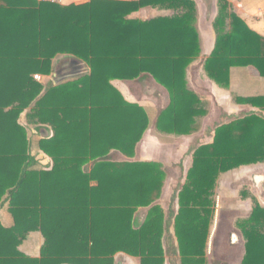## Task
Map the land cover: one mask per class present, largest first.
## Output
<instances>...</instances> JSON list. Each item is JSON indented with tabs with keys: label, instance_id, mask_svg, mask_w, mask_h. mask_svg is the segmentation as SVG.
Returning <instances> with one entry per match:
<instances>
[{
	"label": "trees",
	"instance_id": "obj_1",
	"mask_svg": "<svg viewBox=\"0 0 264 264\" xmlns=\"http://www.w3.org/2000/svg\"><path fill=\"white\" fill-rule=\"evenodd\" d=\"M0 6V203L9 195L14 227L0 224V261L7 264H115L124 253L141 264H166L165 233L175 240L181 264H208L207 247L220 176L264 163V118L251 114L215 129L213 141L196 147L192 166L165 214L161 198L167 173L159 162L134 161L150 126L146 110L130 103L113 80L143 77L166 89L168 105L156 129L171 136L200 130L207 104L187 80L202 53L193 0H92L62 7L2 0ZM152 7L171 11L149 21L128 16ZM215 48L200 63L209 79L228 89L232 68L253 67L264 77V37L239 17L228 0H218ZM58 55L88 63L91 73L75 81L45 86L34 74L50 75ZM8 69H1L7 68ZM264 110V97L238 99ZM33 106V107H32ZM49 126L40 150L53 160L49 171L34 170L31 142L19 123ZM10 108V109H9ZM126 161H113V156ZM149 208L136 227L139 209ZM170 221V222H171ZM245 238L242 264H264V207L255 203L239 224ZM41 232V258L18 249Z\"/></svg>",
	"mask_w": 264,
	"mask_h": 264
},
{
	"label": "crops",
	"instance_id": "obj_2",
	"mask_svg": "<svg viewBox=\"0 0 264 264\" xmlns=\"http://www.w3.org/2000/svg\"><path fill=\"white\" fill-rule=\"evenodd\" d=\"M91 1L92 0H22V2H25L27 5L29 4L30 6H34L35 5L34 2H42V3L47 2V3L57 4V5H60L62 7H67L70 5H83V4H87ZM108 1L133 2V1H138V0H108ZM193 1L196 2L197 12H198L199 17L201 16L203 19H205V24H206L207 28H208V22H209L208 20L212 19L211 25H210L211 30L208 29V34L209 35L211 34V36H210L211 41H210V46H207V47L205 45H202L204 34H202L200 32V29H198L199 27L196 23V27L199 31L200 38H201L202 53H201L200 57L198 58V59H200V63H201L202 60L208 58L211 55V53L213 52V50L215 48L216 32L214 29V20L218 14V0H193ZM228 1H229L230 5L232 6L233 11L239 17H241L252 30H254L255 32H257L258 34H260L261 36L264 37V0H228ZM1 5L2 6L5 5V3L2 0H0V6ZM211 5H212V8H214V12H213V14H211L212 17L209 14V8H208ZM204 6L206 7V9L208 8V11H206L205 14L202 13V8ZM159 11H161V10L154 9L152 7H147V8L141 9L138 12L132 13L131 15L128 16V19L149 21V20H152V19L157 18L159 16H171V15H157V16L151 15L152 12L158 13ZM164 12H171V11H164ZM144 16H146L147 18H142ZM197 19H198V16L196 18V21H197ZM195 62L190 67L194 68ZM8 68L9 67L1 68V69H8ZM194 72L196 73L195 74L196 78L198 75L207 77L206 78L207 83H209V88H208L209 90L207 93V98H204L201 95V90H200L201 88H199V86L198 87H190L189 86L194 92L199 94L200 97L202 98V100L207 104L208 114L203 118V120L206 117L209 118L210 114H212V111H211V100L212 99L217 100L218 104L220 103L222 105L221 108H223V111H224L223 112V119L224 120H222V122L218 123L219 125H217V127L222 125V124L231 123L237 119L244 118L247 115H251V114H256V115H259V116L264 118V110H262L261 108L253 107L251 105L244 104V103H239L237 101L238 99L264 97V77H262L255 68H253V67L232 68L231 76H230V87L228 89L220 88L214 82H212L202 67H200L196 71L194 70ZM90 73H91V68L88 65V63L85 62L84 60L79 59V58L74 57V56H71V55H58L53 60V71H52V73L50 75L34 74V79L37 82L43 84L45 86V88L47 89L50 85L58 86V85L66 83V82L75 81V80H78L82 77L88 76ZM1 75H2V72H0V77H1ZM36 76H40V80H37L35 78ZM150 80L154 81L152 79L143 77L141 79H137V80H133V81L113 80L111 82V84L116 89H118V91L123 95V97L125 98L126 101H128L130 103L138 104L141 100V97L138 96L141 93V86L138 82L139 81L140 82L141 81L142 82L147 81L149 83ZM187 80H189L188 79V71H187ZM116 83L122 84L124 89L123 90L120 89L116 85ZM154 83H156V82L154 81ZM156 85L159 86V88H161L163 91V95H164V98H163L164 101L163 102L165 104H163L161 106L159 112L157 113V116L155 117V120H154L155 127H156V121H157L160 113L168 105V101H169L168 93H167L166 89L163 88L162 86L158 85L157 83H156ZM0 87H1V85H0ZM128 87H129V89H128ZM131 98H134V100H132ZM32 107H30L28 110H26L21 115V117L19 119V123L22 126L26 127V129L28 131V136H29L30 130H32V133L38 134V138L36 141V143H37L36 150H34V146H33L34 144L32 142V139L29 136V139L31 142V149H30L31 152L30 153L36 160V164L32 167V169L49 171L53 168V164H54L53 160L49 156H47L44 152H42L40 150L39 143L44 138L52 137L53 130L49 126H42V125H38V124H34V123L29 122V120H28L29 114L28 113L31 111ZM149 120H150V118H149ZM150 126H151V121H150ZM198 132L194 133L192 135L198 134ZM214 134H213V138H214ZM169 136H171V135H169ZM181 137H184V136H181ZM212 141H213V139H212ZM138 148H139V146H138ZM194 150H193V152H194ZM193 152H192V154H193ZM140 153H141V151H139V149H137L136 157L134 160H137L140 158L139 157ZM119 157H122L123 159L119 160ZM112 159H113V161H118V162H121V161L123 162V161L127 160V158L120 156V155L119 156H113ZM138 161H148V160H140L139 159ZM191 166H192V163H191L190 167ZM256 167H263L264 168V163H259V164L250 165V166H243V167H240V168L235 169V170L252 171V169L256 168ZM235 170H233V171H235ZM230 172H232V171H230ZM230 172H227V173H230ZM227 173L222 174L220 177H222L223 175H225ZM253 176H252V184H250V186L255 191L257 189L256 188L257 174H256V176L253 174ZM253 179H254V181H253ZM258 180H261L262 183H264V180L262 179V177L258 178ZM257 198H258V196H257ZM159 200L156 202V205L161 206V204L159 203ZM258 200H259V203L264 207V201H262L260 198ZM161 208L163 209L164 214H165V220H164L165 227L167 229L168 224L170 225V234L173 237L175 230L173 227V221L170 220L171 219L170 212H175V210H173V209H171V207H169V211H168L169 216H168L167 211L165 210V207L161 206ZM148 212H149V208H141L138 210V212L135 216L136 227H138L144 223V221L146 220V217L148 215ZM250 216H251V214H250ZM250 216H249V218H250ZM0 224L6 229L13 228L14 224H15L14 217L10 211L9 195L5 196L3 201L0 203ZM168 235L169 234H167V232H166L165 233V239H164V248H165V251L167 252L166 264H172L171 263V261H173L172 259H176L179 262L178 264H181L180 256H179V254H177V251H176L177 249L172 247V244L175 245L176 242H174L175 240H168L166 238V237H168ZM209 239H210V237H209ZM44 244H45V238L42 235V233L41 232H32L28 235L26 240L20 245L18 250L22 254H24V255L32 258V259H39V258H41V251H42ZM208 244H209V241H208ZM238 253L240 255V257H239L240 261L238 264H242L243 259H244V255H245V247H243V249L239 248ZM207 259L209 261L208 247H207ZM7 263H8V261L7 262L0 261V264H7ZM48 264H51V263H48ZM115 264H141V262H140V259L137 257H131V256H128L124 253H118L115 256ZM173 264H177V263L173 261Z\"/></svg>",
	"mask_w": 264,
	"mask_h": 264
},
{
	"label": "rangeland",
	"instance_id": "obj_3",
	"mask_svg": "<svg viewBox=\"0 0 264 264\" xmlns=\"http://www.w3.org/2000/svg\"><path fill=\"white\" fill-rule=\"evenodd\" d=\"M209 14H213L214 8L212 5L208 7ZM208 8L204 6L202 13L205 14ZM211 8V9H210ZM152 16L157 15H172L171 12L159 11L151 13ZM196 21L198 29L204 34L202 45L210 46L211 34H208L211 20H208V28L205 24V19L201 16ZM212 17V15H211ZM142 18H147L146 16ZM213 23V22H212ZM206 31V32H205ZM209 35V36H208ZM203 36V35H202ZM200 59L195 62V67L188 69V83L190 87L201 88V95L207 98L209 83L207 77L198 75L195 76L194 70H198L201 65ZM194 69V70H193ZM141 86L140 104L147 112L151 126L144 135L143 140L139 143L140 160H150L159 162L167 173V179L162 190L159 203L165 207L169 216V207L178 210V202L174 201L178 191L185 182V177L193 162V150L197 146L208 144L213 139V134L218 123L223 119V108L217 100H211V111L209 118L206 117L201 122L200 131L198 134L190 136H169L160 133L155 125L154 120L161 106L165 104L163 101V91L154 81L138 82ZM120 89H124L122 84L116 83ZM129 89V87H128ZM126 90V89H125ZM134 100V98H131ZM219 100V99H218ZM137 103V102H136ZM29 136L32 139L34 150L37 148L38 134L29 131ZM119 157V160H122ZM134 160V161H138ZM264 168L256 167L252 171L235 170L220 177L217 183V188L214 193L215 200V215L212 221L210 239L208 244V264H238L239 263V248L245 247V238L240 230L239 224L246 222L252 212L255 203L259 202V198L264 201V183L258 178L264 180ZM257 174L256 190L254 191L252 184V176ZM254 177V176H253ZM254 181V179H253ZM251 190V191H250ZM258 196V198H257ZM163 204V205H162ZM234 244V245H233ZM230 258V259H229ZM226 259V260H225ZM177 264L176 259H172ZM176 260V261H175ZM173 261L171 263L173 264Z\"/></svg>",
	"mask_w": 264,
	"mask_h": 264
},
{
	"label": "built area",
	"instance_id": "obj_4",
	"mask_svg": "<svg viewBox=\"0 0 264 264\" xmlns=\"http://www.w3.org/2000/svg\"><path fill=\"white\" fill-rule=\"evenodd\" d=\"M35 78H36L37 80H40V76H36Z\"/></svg>",
	"mask_w": 264,
	"mask_h": 264
}]
</instances>
